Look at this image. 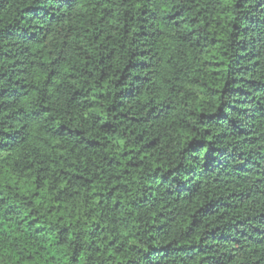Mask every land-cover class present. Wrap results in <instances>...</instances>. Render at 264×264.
I'll list each match as a JSON object with an SVG mask.
<instances>
[{"label": "trees", "instance_id": "obj_1", "mask_svg": "<svg viewBox=\"0 0 264 264\" xmlns=\"http://www.w3.org/2000/svg\"><path fill=\"white\" fill-rule=\"evenodd\" d=\"M0 264H264V0H0Z\"/></svg>", "mask_w": 264, "mask_h": 264}]
</instances>
